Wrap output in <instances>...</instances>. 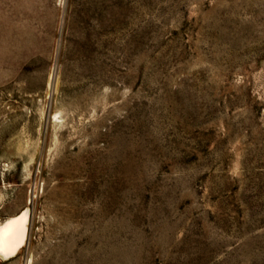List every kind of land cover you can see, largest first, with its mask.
<instances>
[{"label": "rangeland", "instance_id": "1", "mask_svg": "<svg viewBox=\"0 0 264 264\" xmlns=\"http://www.w3.org/2000/svg\"><path fill=\"white\" fill-rule=\"evenodd\" d=\"M0 264H264V0H0Z\"/></svg>", "mask_w": 264, "mask_h": 264}, {"label": "bare ground", "instance_id": "2", "mask_svg": "<svg viewBox=\"0 0 264 264\" xmlns=\"http://www.w3.org/2000/svg\"><path fill=\"white\" fill-rule=\"evenodd\" d=\"M29 210L23 209L0 224V258L8 260L17 255L26 243Z\"/></svg>", "mask_w": 264, "mask_h": 264}]
</instances>
